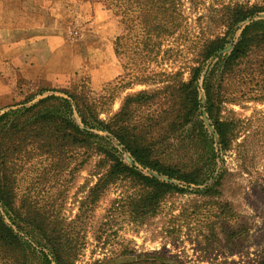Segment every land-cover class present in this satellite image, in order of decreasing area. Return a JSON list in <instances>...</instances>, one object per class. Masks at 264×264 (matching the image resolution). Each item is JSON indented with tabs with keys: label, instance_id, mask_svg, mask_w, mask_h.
<instances>
[{
	"label": "rangeland",
	"instance_id": "1",
	"mask_svg": "<svg viewBox=\"0 0 264 264\" xmlns=\"http://www.w3.org/2000/svg\"><path fill=\"white\" fill-rule=\"evenodd\" d=\"M18 1L0 0V7ZM230 1L251 5L263 0H180L182 28L163 37L157 58L148 64L149 71L156 74L149 75L146 81H131L129 75L124 77L126 70L115 53L114 41L122 26L110 8L99 0H42L41 12L46 20L52 15L60 20L58 53L50 60L44 56V74L35 80L24 77L9 59L0 58V113L36 91L40 84L62 88L84 81L96 93L105 91L110 95L100 115L108 118L120 110L126 97L166 86L170 78L163 73L181 68L184 79H188L189 70L185 67L193 52L214 31L203 16ZM254 19H264V11ZM9 22L4 15L0 25L7 27ZM43 23L46 31L52 27L48 20ZM231 48L228 43L219 54L224 55ZM217 59L213 56L209 61L214 63ZM259 88L260 84L253 80L224 102L223 115L237 119L241 127L239 138L227 150L220 149L204 108L206 97L200 92V119L213 138L217 153L213 177L205 183L189 185L144 167L114 142L125 163L188 189L165 195L154 211H132L131 200L144 191L129 180H118L90 203L89 191L101 172L94 159L73 172L70 168L74 164L63 173H56L50 171L49 160L36 155L17 167L16 203L24 202L28 196L41 204L54 201L63 226H69L67 230L78 236L74 264H264V98L258 97ZM158 101H164L162 96L155 98V106ZM158 114L140 105L134 116L144 120ZM187 128L188 125L180 131L178 138L167 141V151L185 161L195 156L186 147ZM178 146L183 148L182 155ZM220 175L222 182L215 191H203ZM1 255L0 264H8Z\"/></svg>",
	"mask_w": 264,
	"mask_h": 264
},
{
	"label": "trees",
	"instance_id": "2",
	"mask_svg": "<svg viewBox=\"0 0 264 264\" xmlns=\"http://www.w3.org/2000/svg\"><path fill=\"white\" fill-rule=\"evenodd\" d=\"M99 1L119 17L122 26L114 49L126 70L124 77L146 81L149 75H155L148 64L157 58L163 37L182 28L180 0ZM262 11L264 0L251 5L230 1L210 9L203 18L214 31L193 52L185 67L189 70L188 79H184L181 68L163 73L170 78L166 86L126 97L120 110L108 118L100 115L110 95L105 91L96 93L84 81L62 88L40 84L36 91L1 112V257L8 264L75 262L78 236L67 230L69 226H63L54 201L41 204L37 198L28 196L24 202L16 203L17 167L35 155L49 160L50 171L56 173H63L74 164L70 168L73 172L86 161L96 160L95 167L101 172L89 191L90 203L118 180L140 185L144 192L131 200L135 212L154 211L165 195L188 189L125 163L115 141L144 167L189 185L212 178L217 153L214 140L200 119V92L206 97L204 108L218 135L220 149H230L239 138L241 127L237 119L223 115L224 102L240 86L253 80L260 84L258 97L264 98V19H254ZM228 43L232 44L231 50L219 54ZM213 56L218 57L214 63L209 61ZM161 96L164 101L155 106V98ZM140 105L159 114L138 120L134 113ZM186 125L189 140L186 147L195 155L188 161L167 151L170 147L167 141L178 138ZM177 149L180 154L183 152V148ZM221 178L220 175L206 184L203 191H215Z\"/></svg>",
	"mask_w": 264,
	"mask_h": 264
},
{
	"label": "crops",
	"instance_id": "3",
	"mask_svg": "<svg viewBox=\"0 0 264 264\" xmlns=\"http://www.w3.org/2000/svg\"><path fill=\"white\" fill-rule=\"evenodd\" d=\"M42 4V0H19L0 7V21L4 15L10 19L7 27L0 25V58L9 59L33 80L44 74V56L52 59L61 44L60 20L47 17L52 27L46 31Z\"/></svg>",
	"mask_w": 264,
	"mask_h": 264
},
{
	"label": "water",
	"instance_id": "4",
	"mask_svg": "<svg viewBox=\"0 0 264 264\" xmlns=\"http://www.w3.org/2000/svg\"><path fill=\"white\" fill-rule=\"evenodd\" d=\"M223 50H221V51H219V53H221ZM214 132H215V130H214ZM215 134H216V132H215ZM217 135V134H216ZM218 136V135H217Z\"/></svg>",
	"mask_w": 264,
	"mask_h": 264
}]
</instances>
